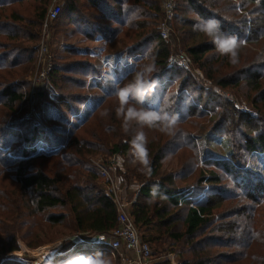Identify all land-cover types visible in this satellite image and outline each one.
I'll return each mask as SVG.
<instances>
[{
    "label": "trees",
    "instance_id": "16d2710c",
    "mask_svg": "<svg viewBox=\"0 0 264 264\" xmlns=\"http://www.w3.org/2000/svg\"><path fill=\"white\" fill-rule=\"evenodd\" d=\"M49 1L0 0V177L10 172L15 187L0 194V264H17L7 255L19 250L17 236L24 226L42 216L54 226L66 215L72 233L85 240L65 242L46 264H112L108 249L93 241L115 229L117 213L87 159L98 153L129 157L139 138L146 144L129 173L142 182L129 214L153 255L179 248L177 264H264V226L259 224L264 199V0H174L173 28L191 64L222 90L247 88L253 93L252 115L200 87L187 70L169 64V47L156 29L159 0H65L56 27L66 25L71 33L92 40L123 41L124 57H147L141 70L131 68L125 74L137 80L101 96L66 139L60 137L65 128L46 129L18 113L26 105L27 77ZM83 57L53 66L48 75L57 104L73 119L92 98L86 89L99 74ZM150 90L157 95L156 107L146 97ZM135 91L137 97H130ZM129 105L148 115L161 114L172 125L213 119L210 133L228 135L231 151L218 158L199 150L200 163L212 169L207 176L199 173L195 188L178 190L171 175L158 176L170 143L139 134ZM109 107L111 113L97 121ZM57 120L69 124L66 118ZM247 158L261 161L263 174L247 167ZM217 171L231 178L235 192L220 185ZM202 183L210 185L204 198H188L202 194Z\"/></svg>",
    "mask_w": 264,
    "mask_h": 264
},
{
    "label": "rangeland",
    "instance_id": "374dc122",
    "mask_svg": "<svg viewBox=\"0 0 264 264\" xmlns=\"http://www.w3.org/2000/svg\"><path fill=\"white\" fill-rule=\"evenodd\" d=\"M161 2L162 0L158 1L159 11L157 13L158 18L156 20V29L158 33V26L161 19ZM51 4L52 0L49 1L46 7L45 15ZM173 5L175 16L176 5L174 0ZM20 9L23 10V8ZM65 19L66 18L63 17L61 20L65 21ZM56 23L57 21L50 23L45 29L42 27L41 23V26L39 27L38 39L35 45L36 58L30 75L27 77V101L23 110H19L20 112L18 113H20V115L24 114V116H27V118L31 121L42 125L46 129L55 126L65 128L67 132L61 134L60 137L62 139H66L67 133L71 130V128L79 125L84 117L97 104L98 99L101 96L112 91L116 87L120 89L121 87L128 85L129 82L131 84L137 80L138 77L133 79L135 75L125 74L128 69L131 68H134L137 72L141 70V67L143 68L145 63L147 64V57H142L140 55L134 57L136 59H133V57H124L121 53L122 48L124 47L123 41L114 40L113 42H107L101 38L92 40L79 33H71L66 25L56 27ZM171 28V43L164 42L169 47L170 56L178 53L187 55L182 41L174 31L173 23ZM250 48L248 47L251 53L255 52L256 49L253 47ZM71 49L76 52V55L70 52ZM144 50L145 53L147 52V54H149V50ZM77 54L80 56H77ZM260 55L263 54L261 53ZM81 56H84V60L93 63L96 72L98 71L99 74L90 79L91 81L89 82H92V86H90L89 83L86 89V94L92 96V98L84 106H82L77 118L73 119L67 114L64 107L57 104L59 103L57 102L56 97L58 93L51 87L48 81V75L53 66L65 64V62H69L71 60H81ZM187 71L193 76L194 80L200 87L210 89L215 94L226 98L232 103L236 110L245 114H254L250 100L253 93L249 92L247 88H240V90L235 91L222 90L210 80L206 79L203 72L191 64V62L189 70ZM91 72L92 71H90V74ZM123 76L125 77L122 78ZM88 79L86 78V80ZM71 92L78 94L81 91L72 90ZM41 93L45 96L43 102H40L42 100L38 97V95H42ZM136 93L137 91L132 92L130 97H137ZM146 97L148 98L150 106L156 107V93L153 90L147 91ZM39 102L41 103L40 107L44 110L43 119L40 116ZM128 109L129 111H133V118L131 119V122H139L136 126L139 134H142L148 139H153V137L158 138L160 143H170L168 145L170 149L167 151V154L169 155L163 161L158 176L163 177L171 175L173 177L172 179L174 181L175 188L178 190H189L192 186L195 188L199 173L207 176L208 172L212 169V167H206L200 163L199 150L201 153L208 152L211 157L218 158L225 157L227 153L231 151V139L228 135L222 133L214 135L210 133L211 127L214 123L213 119H190L183 123L172 125L170 120L165 121L162 119L161 114L158 117L155 115H148L141 111L139 112L138 109L131 107V105L128 106ZM110 113V107L107 109L103 108L98 114L99 117L97 121L106 118ZM58 117L66 118L69 124L59 122L57 120ZM96 124H98V122ZM39 144H42L43 146L46 145L41 141ZM145 144L146 140L143 138L137 139L133 145V152L129 157H124L119 154L101 155L98 153L96 156H89L87 159L90 168L96 171L99 175L101 179L100 182L105 191L112 196L111 198L114 199L112 193L109 192V182L106 183V178L101 175L100 169L95 168V166L97 165L99 168L104 167L109 171V178L115 181L114 192L116 197L119 202L126 204L125 211L129 216L130 205L136 198V194L142 182L131 176L129 171H131V169L135 166V163L139 159ZM112 158H114V162L109 164ZM52 163L53 161H48L45 165V169L48 170V168L52 166ZM262 165L261 161L255 163V159L250 160L247 158L246 166L255 169L259 172V174H263ZM185 167L187 171L181 172L185 169ZM217 172H219L222 178L220 185L224 186V188L229 191L235 192L236 190L231 182V178H227V176H225L221 171ZM80 179L82 182L85 181V177L82 174ZM200 187L202 188L200 191L202 194L196 195L194 198L190 195L188 198L191 197V200L197 199V201L202 200L207 193L206 191L210 189V185L208 183H202ZM14 188L12 174L10 172L2 174L0 177V194L5 193L6 191L14 190ZM262 203L263 204H261L259 208V224L261 223V225L264 226V199ZM59 212L61 211H54V213ZM47 214H49V212L45 215ZM138 233L142 239V233L139 230ZM18 236L17 245L19 250L8 254L7 258L17 264H46L52 258L49 256L54 253H59L61 245L69 240L73 241V237L75 235L71 230L70 217L69 215H66L62 223L54 226L48 225L45 222L44 216L37 217L29 226H24ZM142 241L144 240L142 239ZM29 244L37 245V247L31 248L28 246ZM174 250L161 251L158 254L154 253L153 256L157 260L156 263L168 262L169 264H177L180 260V250L179 248H175ZM167 256H169L168 259ZM110 257L112 264H120L119 259L113 260L111 255Z\"/></svg>",
    "mask_w": 264,
    "mask_h": 264
},
{
    "label": "built area",
    "instance_id": "2783aa9c",
    "mask_svg": "<svg viewBox=\"0 0 264 264\" xmlns=\"http://www.w3.org/2000/svg\"><path fill=\"white\" fill-rule=\"evenodd\" d=\"M65 0H52L44 20L42 27L45 29L50 23L54 22L61 12ZM161 19L158 26V35L165 43H171L172 21L174 17L173 0H162L160 4ZM169 64L183 70H189L190 62L188 57L183 53L173 54L169 57ZM114 162V158L109 164ZM100 169L101 175L106 178V183L109 182L110 190L114 199L117 213V226L107 234H100L94 237L93 243L103 245L108 249L112 259H119L120 264H155L157 260L154 258L149 245L142 241L138 230L134 226L132 218L126 213V204L118 201L114 192L115 181L109 178V171L106 168ZM99 171V170H98ZM100 173V172H99ZM112 197V196H111ZM82 235H76L73 242L76 244L83 243ZM54 253L50 258L58 255ZM169 256H167L168 259Z\"/></svg>",
    "mask_w": 264,
    "mask_h": 264
}]
</instances>
